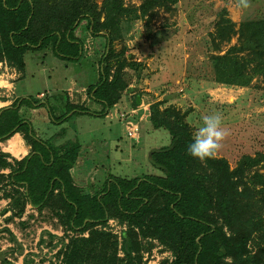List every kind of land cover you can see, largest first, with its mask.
Returning <instances> with one entry per match:
<instances>
[{
    "label": "trees",
    "instance_id": "trees-1",
    "mask_svg": "<svg viewBox=\"0 0 264 264\" xmlns=\"http://www.w3.org/2000/svg\"><path fill=\"white\" fill-rule=\"evenodd\" d=\"M152 2L156 4L157 0L144 1V14ZM124 12L121 0H106L102 10L95 0H0V62L20 73L26 71L27 53L51 46L60 60L78 63L83 56V42L75 31L83 22L91 35L106 38L111 51V56L101 61L99 81L87 89L90 100L102 106L100 113L68 102L63 93L50 99L55 103L67 100L60 115L47 98L32 96L19 97L0 110V142L21 134L31 147L29 155L20 161L11 159L0 148V170H10L8 175L0 176L17 188L13 198L19 211L15 216L22 218L30 205L40 213L51 211L67 233H88V238L71 239L69 264L83 261L85 248H96L99 242L101 253L107 254L112 236L99 227L112 219L128 225V230L122 232L121 250L131 264L141 248L140 236L168 246L176 257L172 264H264V246L258 245L255 253L249 249L264 223V175L249 174L248 170L256 166L250 157L235 169L224 159L201 162L191 157L188 145L193 130L186 121L187 113L162 109L163 101L152 104V128L171 135L169 146L150 155L159 174L131 179L111 175L102 185L91 177L87 146L69 140L58 147L55 139L64 138L65 129L57 132V137L53 135V141L43 139L32 122L22 116L23 108L45 109L54 126L64 125L78 115L108 116L127 90L124 70L132 64L124 59L114 66L111 61ZM238 42L240 46L234 51L247 50V57L229 52L213 58L223 76L220 82L235 85L239 79H246L243 86H247L253 73L264 81V21L241 26ZM11 237L17 242L13 234ZM114 244L117 256V241ZM19 254H23L22 249Z\"/></svg>",
    "mask_w": 264,
    "mask_h": 264
},
{
    "label": "rangeland",
    "instance_id": "rangeland-1",
    "mask_svg": "<svg viewBox=\"0 0 264 264\" xmlns=\"http://www.w3.org/2000/svg\"><path fill=\"white\" fill-rule=\"evenodd\" d=\"M144 1L121 0L125 16L119 24L111 61L117 66L119 61L127 59L133 66L125 67L128 87L121 101L110 110L109 117L78 115L64 125L54 126L44 109L34 114L33 109H26L22 116L33 119L43 139H51L65 129L64 138L59 139V133L55 135L58 147L69 140L87 146L91 177L102 185L111 175L131 179L159 174L150 155L154 150L169 146L171 135L164 129L152 128L149 122L152 104L163 101L162 109L174 108L187 113L186 121L193 134L202 126L204 115L218 112L229 135L216 158L226 160L231 169H235L245 157H250L256 161V166L248 170L249 174L264 175L263 77L253 73L247 86H243L246 79H239L235 85L224 84L220 82L223 76L213 60L229 52L240 58L248 56L247 50L239 53L234 49L240 46L241 26L264 21V0H249L248 8H244L240 0H157L156 4H148L146 14L142 10ZM95 2L102 10L106 0ZM86 26L83 22L75 31L76 37L83 42V56L78 63L60 60L54 55L52 46L27 53L24 73L0 62V99L19 95L36 97L42 93L39 99L47 98L56 115H60L67 100L58 99L55 103L50 99L56 93H63L68 102L98 113L97 103L90 101L87 89L99 81L101 61L111 56V51L106 38L91 35ZM134 103L138 106L132 107ZM115 109L119 113L139 110L133 116L137 122L141 115L148 114L143 121L140 119L138 140L128 137L124 122L120 116H115ZM9 173V169L0 170V175ZM7 181L5 177L0 178V231L9 230L0 232V264H6L5 261L69 264V256L73 253L71 239L88 238L89 234L67 233L51 211L40 213L30 205L22 218L15 216L19 211L13 198L17 188ZM80 181L85 184V180ZM117 221L107 226V230L101 228L112 236L107 254L101 253L99 242L96 248H85L86 258L78 264H131L121 250L122 232L128 230V225ZM263 228L264 223L262 231L249 244L253 253L258 245L264 246ZM11 234L17 242H13ZM114 241L118 243L117 256ZM139 242L141 248L139 254L133 255V264H172L176 259L173 251L157 239L140 236ZM21 249L23 256L19 254ZM20 258L25 259L23 263Z\"/></svg>",
    "mask_w": 264,
    "mask_h": 264
},
{
    "label": "clouds",
    "instance_id": "clouds-1",
    "mask_svg": "<svg viewBox=\"0 0 264 264\" xmlns=\"http://www.w3.org/2000/svg\"><path fill=\"white\" fill-rule=\"evenodd\" d=\"M244 8L250 6L249 0H240ZM229 132L223 127L222 115L212 112L202 117V126L193 134L192 143L188 145V154L201 162L214 159L218 155L223 141Z\"/></svg>",
    "mask_w": 264,
    "mask_h": 264
},
{
    "label": "crops",
    "instance_id": "crops-1",
    "mask_svg": "<svg viewBox=\"0 0 264 264\" xmlns=\"http://www.w3.org/2000/svg\"><path fill=\"white\" fill-rule=\"evenodd\" d=\"M17 74V73H16ZM16 74H15V76H16ZM18 75V74H17ZM26 75V74H25ZM19 83V82H18ZM17 83V84H18ZM15 84V83H14ZM67 90H69V89H67ZM40 95H42V93L41 94H39L38 96H36V97H40ZM5 98H7V99H3V100H1L0 99V110L1 109H4V108H6V107H9L17 98H19V97H23V96H15V97H10V96H4ZM91 101V100H90ZM97 106V111H99V113L101 112V110L103 109L102 108V106L101 105H99V104H97L96 105ZM102 108V109H101ZM45 110V109H44ZM136 110V109H135ZM26 111V108H23L22 109V115L24 114V112ZM42 111V109H38V110H33V112H32V114H34L35 112H41ZM139 112V110H137V113ZM136 113V114H137ZM26 114V113H25ZM145 117H147L148 116V114H146V115H144ZM144 116H140V118H139V121L140 122H142L143 121V118H144ZM25 118H27V119H29L31 122H32V124H34V128L36 129V126H35V123H34V121H33V119H31L30 117H28V116H26ZM142 121H141V120ZM38 134V133H37ZM12 142H15V143H17V144H19V155L18 156H16L12 151H11V146H12ZM1 145H5V149H3L2 147H0L1 149H2V151L4 152V153H6V154H10L11 155V159H17V160H22L24 157H26V156H28L29 155V153H30V151H31V147L30 146H28L27 144H26V142H25V140L23 139V136L21 135V134H16V135H14L13 136V138H11L10 140H8L7 142H5V143H2ZM23 256V255H22ZM21 259V261H22V263H23V261L25 260L24 258H20Z\"/></svg>",
    "mask_w": 264,
    "mask_h": 264
},
{
    "label": "built area",
    "instance_id": "built-area-1",
    "mask_svg": "<svg viewBox=\"0 0 264 264\" xmlns=\"http://www.w3.org/2000/svg\"><path fill=\"white\" fill-rule=\"evenodd\" d=\"M115 116H120V119L124 122L126 132L129 138L138 140L140 136V122H137L134 120V115L137 113V111L134 109L132 112H118V110L115 109ZM110 115V113H109ZM109 117V116H107ZM1 143V142H0ZM117 220L112 219L108 222V224L103 227L105 230H107V226H113L114 224H117ZM102 228V227H99Z\"/></svg>",
    "mask_w": 264,
    "mask_h": 264
},
{
    "label": "bare ground",
    "instance_id": "bare-ground-1",
    "mask_svg": "<svg viewBox=\"0 0 264 264\" xmlns=\"http://www.w3.org/2000/svg\"><path fill=\"white\" fill-rule=\"evenodd\" d=\"M11 151L18 156L19 155V144L12 142Z\"/></svg>",
    "mask_w": 264,
    "mask_h": 264
}]
</instances>
